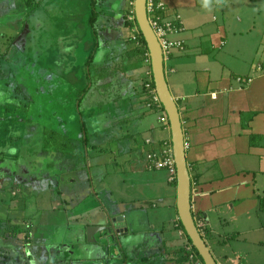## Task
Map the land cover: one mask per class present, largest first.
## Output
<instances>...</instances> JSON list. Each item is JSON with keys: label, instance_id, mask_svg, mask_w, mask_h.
<instances>
[{"label": "crops", "instance_id": "crops-1", "mask_svg": "<svg viewBox=\"0 0 264 264\" xmlns=\"http://www.w3.org/2000/svg\"><path fill=\"white\" fill-rule=\"evenodd\" d=\"M102 1L105 8L122 2ZM163 1L169 13L179 15L185 44L166 62L165 74L188 143L192 212L208 230V246L217 234L220 246L241 245L229 251L236 257L229 264H264V0ZM92 2L98 6L101 0L38 4L39 29H49L59 78L70 79L79 91L75 108L91 126L69 134L57 120L55 132L69 138L73 148L55 150L61 161L72 160L55 177L67 191L56 189L66 205L53 211L64 215L61 220L70 229L79 227L84 240L91 225H113L122 232L113 240L102 232L86 251L61 255L54 264H189L175 185L167 170L152 167L147 159L170 137L169 127L159 120L164 112L147 105L148 66L132 42L120 39L125 29L120 31L111 17L120 9L112 8V15L99 9L97 21L104 24L94 29L88 16ZM58 107L55 114L63 117V106ZM68 172L73 175L63 183ZM229 204L227 218L221 210ZM215 217L233 228L221 226L225 231L217 233L220 226L211 224ZM34 227L44 236L43 227ZM65 239L71 241L68 234ZM50 251V256L57 252ZM214 252L216 264H225Z\"/></svg>", "mask_w": 264, "mask_h": 264}, {"label": "rangeland", "instance_id": "rangeland-1", "mask_svg": "<svg viewBox=\"0 0 264 264\" xmlns=\"http://www.w3.org/2000/svg\"><path fill=\"white\" fill-rule=\"evenodd\" d=\"M39 2L40 0H0V264H54L61 255H72V252L78 254L89 244L83 239L82 233L77 234L79 227L70 229L69 223L61 220L64 215L60 217L53 211L60 204L66 205L58 198V190L64 193L67 191L55 183V177L61 171L65 172L64 168L70 165L72 159L61 161L58 152L44 148L43 129L55 131L60 121L69 134H73L76 129L80 130L81 125L84 128L91 126L85 117L81 120L75 108L79 91L73 88L70 79L63 78L61 81L59 78V69L53 63L55 44H52L53 39L49 37V29L43 30V26L39 29ZM102 3L101 0L100 5L94 8L89 6V19L95 16L92 23L93 26L95 24L94 29L104 24L102 19L97 21L99 16L96 12L104 10L112 15L115 12L112 8L117 5L114 1L109 8H105ZM116 9H120V14L112 15L111 17H115L112 21L120 31L125 29L120 39L130 44V15L134 12V1L122 0ZM112 21H109L111 25ZM6 26L13 27L7 30ZM83 42L86 44L89 39H84ZM132 44V48L136 47L134 42ZM76 45L78 48L80 43ZM68 70L65 69V72ZM60 104L63 106V117H58L59 112L55 114L57 108L60 111ZM97 121L99 120L96 119V124L99 123ZM72 175L73 173H66L63 183L65 180L70 181ZM66 201V208L71 209L70 198ZM229 206L230 204L221 210L227 218L231 213ZM34 224L43 227L44 236L38 233ZM211 224L213 228L220 226L217 233L225 231L221 227L225 224L217 222L216 217ZM225 227L230 230L233 223ZM67 234L71 241H65ZM218 238L217 234L210 240L211 253L215 251L214 255L220 263L233 262L236 259L235 251L241 245L232 241L231 245L236 247L231 246L229 249L218 245ZM186 248L189 251L188 263L196 264L199 259L193 260L195 256L189 242ZM51 249L57 251L53 256H50ZM230 250L235 251L232 253ZM221 252L228 255L218 256Z\"/></svg>", "mask_w": 264, "mask_h": 264}, {"label": "water", "instance_id": "water-1", "mask_svg": "<svg viewBox=\"0 0 264 264\" xmlns=\"http://www.w3.org/2000/svg\"><path fill=\"white\" fill-rule=\"evenodd\" d=\"M134 16L150 56L151 72L156 94L163 106L169 123L170 142L175 164L176 209L178 219L187 237L190 239L191 244L202 258L203 264H216V260L202 238L192 214L191 179L186 159L185 138L181 117L177 102L171 94L166 81L160 45L147 18L146 0H134ZM117 218L121 219L122 217L118 216ZM112 221L113 223L115 222V220ZM102 232H105V239L113 240L122 231L119 228H114L113 225H91L85 228V238L90 243H96V235L101 236Z\"/></svg>", "mask_w": 264, "mask_h": 264}, {"label": "built area", "instance_id": "built-area-1", "mask_svg": "<svg viewBox=\"0 0 264 264\" xmlns=\"http://www.w3.org/2000/svg\"><path fill=\"white\" fill-rule=\"evenodd\" d=\"M146 14L149 24L160 45L164 61V70L166 73V62L169 61L176 53L184 51L185 48L184 41L179 37L182 32L180 17L177 13H169L167 5L163 0H146ZM134 20L135 16L133 12L132 15H130L132 39H135L139 33L138 26L135 24ZM134 43L136 45L141 44L139 41H135ZM144 62L148 66L145 72L146 80L143 83V88L149 99L147 105H155L156 109L161 110L163 106L154 87L148 50L144 53ZM168 71L171 72L172 69H169ZM239 80H242L241 82H249V79ZM159 119L162 122H167V117L165 115H162ZM146 142L149 143L150 141L147 140ZM184 145L185 148L188 147V143L186 141L184 142ZM147 159L152 167L167 170L170 174V180L175 179V164L170 140L163 142L162 145L160 144L158 146V151L150 152L147 155ZM196 225L197 227H202L201 222L199 221ZM193 260L196 261V257ZM196 264L202 263L199 260L196 261Z\"/></svg>", "mask_w": 264, "mask_h": 264}, {"label": "trees", "instance_id": "trees-1", "mask_svg": "<svg viewBox=\"0 0 264 264\" xmlns=\"http://www.w3.org/2000/svg\"><path fill=\"white\" fill-rule=\"evenodd\" d=\"M91 6H92V8H94V3L93 2L91 3ZM96 14L98 16V12H96ZM94 19H95V16L93 15V17H91L89 19V23L92 24ZM134 22H135V24H137L136 20H134ZM130 25H131V22H130ZM135 41H139L141 43L140 45H136V49L137 50H135V51L140 53L142 56H144V53L147 52V47H146V44H145L144 39H143V37H142L140 32L137 34V37L135 39H131V42H135ZM149 107H153L154 109H156L155 105H151ZM161 111H163L165 116H166V113H165L163 108H161ZM161 123H163V125L166 126L167 128L169 127L168 119H167V122H161ZM43 136H44V138H43L42 141H43V146H44L45 149H53V150H56V151L66 152V151L72 150V148H73L68 140L62 138L58 133H56L54 130H52L50 128H44L43 129ZM169 140H170V137H167V138L163 139L160 144L162 145L163 142H167ZM172 184L175 185V179L173 180ZM192 214H193V217L195 219V216H194L193 212H192ZM195 221H196V219H195ZM196 223H197V221H196ZM179 224H180V227L183 230L184 234L186 235V233H185L180 221H179ZM198 230H199L202 238L206 242L205 233H208V230L205 229L204 227H198ZM186 237H187V235H186ZM187 240H188V242L191 245V252L194 254L196 259H199L201 261V263L203 264L202 258L200 257V255L198 254V252L194 248V246L191 244V241H190V239L188 237H187ZM206 244H207V242H206ZM207 246H208V244H207ZM186 251H187V255H189V251L188 250H186Z\"/></svg>", "mask_w": 264, "mask_h": 264}]
</instances>
